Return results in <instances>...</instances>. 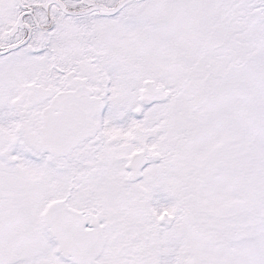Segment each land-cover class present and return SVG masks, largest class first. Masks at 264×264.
Segmentation results:
<instances>
[{"label": "snow or ice", "instance_id": "snow-or-ice-1", "mask_svg": "<svg viewBox=\"0 0 264 264\" xmlns=\"http://www.w3.org/2000/svg\"><path fill=\"white\" fill-rule=\"evenodd\" d=\"M0 264H264V0H0Z\"/></svg>", "mask_w": 264, "mask_h": 264}]
</instances>
